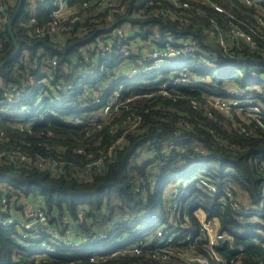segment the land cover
<instances>
[{"label": "trees", "instance_id": "obj_1", "mask_svg": "<svg viewBox=\"0 0 264 264\" xmlns=\"http://www.w3.org/2000/svg\"><path fill=\"white\" fill-rule=\"evenodd\" d=\"M104 1L65 0L77 18L60 22L68 27L60 37L48 32L50 23L59 22L52 14L57 0H22L11 30L9 21L0 27V63L13 54L0 67V198L16 192L17 199L39 200L52 228L67 212L70 241L93 239L80 247L50 239L54 252L41 257L38 243L47 236L26 239L31 247H20L15 227L0 226V264H199L198 257L210 264H261L264 3L112 0L117 6L111 9ZM171 1L188 5L177 8L182 20L155 12ZM83 2L89 4L84 13ZM17 4L7 9L9 18ZM167 47L182 50L171 65L196 81L173 86L163 79L167 69L124 77L116 108L98 113L97 121L88 115L77 126L63 121L77 111L65 106L56 87L73 83L78 68L91 70L99 53L96 86L109 87L100 91L99 104L89 105L87 93L85 111L108 103L119 87H111V79L142 64L148 50ZM33 78L46 80L33 90L36 97L43 91L41 108L21 111L9 95L24 84L30 88ZM228 88L248 89L251 104L242 111L229 106ZM210 99L225 105L215 107ZM51 108L49 121L38 122ZM12 151L13 160L7 155ZM169 185L177 186L172 194ZM199 212L221 240L210 244ZM161 229L166 244L155 247ZM132 245L138 254H110ZM100 253L107 256L89 261Z\"/></svg>", "mask_w": 264, "mask_h": 264}, {"label": "built area", "instance_id": "obj_2", "mask_svg": "<svg viewBox=\"0 0 264 264\" xmlns=\"http://www.w3.org/2000/svg\"><path fill=\"white\" fill-rule=\"evenodd\" d=\"M16 0H0V27L5 26L9 21V14L7 9L10 5H14ZM262 3H264V0H261ZM107 4L111 9L116 8L117 3H115L112 0H106L104 1V4ZM172 6L167 7L165 11L162 10H155L156 13L167 15L171 19H177L182 20V13L177 11V8L182 7H188L186 3H183L180 5L176 1H171ZM213 5V8L217 11H221V8L217 5ZM56 6V9L53 11V16L55 18L59 19L54 20L52 23L49 24V34H55L57 37H60L63 35L64 30H67L68 27H66L65 24L60 25V22L70 21L73 22L76 20L77 16L75 14V8L71 9L68 7H65V0H57V3L54 4ZM82 13L86 12V8L89 7V4L86 2H83L82 5ZM33 11V8L30 9ZM186 47H188L186 44H184ZM111 45H107L105 48L109 49ZM104 50V49H103ZM147 50V49H144ZM190 51V49H187ZM98 52L100 50H97ZM182 52V50L173 49L171 47L164 48L163 50H157V49H150L145 54L142 55V57H145V60H142L140 65H134L131 66L125 75H121L117 78L111 79L110 86L113 85H119L118 90H115L112 92V98H110V101L108 103H105L100 106H95L94 110L92 111H85L87 108L86 104L83 102V98L87 96V93L91 92L92 95L89 100V105L98 103V100L100 98V91L103 88H108L109 85H106L104 87H97L96 85L100 83V78L97 76V73L94 72L95 69H97L99 63L101 62V59L103 56L99 53L98 54V61H92V69L88 70L86 72H81V68L77 69L76 72V78L74 79V82H69L68 84L64 86H57V96H59L63 102H65V106L69 107H75L77 113L65 116L63 118V121L68 122L71 125L77 126L82 123V120L88 115H91L93 117L92 121H97L99 119L98 113H107L110 108H116L118 103V97H120L122 92V85L119 84L120 80L124 77H133L138 76L142 73H145L146 71L156 70L158 72H166L165 75L168 74L165 78L168 81L172 83L173 86L175 85H182L184 83L190 82V81H196L197 76H190L187 75V72L182 69H174L171 65V59H176L177 56ZM172 68V69H168ZM252 78H256V75H252ZM46 83L45 79H39L35 80V78L30 80L31 87L28 88V84H24L20 87H16L12 89V92H15L14 94H10L12 98H14V102L20 104V110L29 112L33 107H36L40 109V103L43 100L42 98H38L42 94V89L38 91V96L36 97V94H34V88L36 85H44ZM164 88H166V83H163L161 86V89L163 93H165ZM227 93L231 94V99L228 101V105L231 107H235L238 110L242 111L245 109L248 105H250V100H252L253 95L249 94L248 89H236V88H228ZM32 98L33 102L29 103L27 105L29 99ZM233 101V102H232ZM210 102H212V105L215 107L223 108L225 103H222L218 99H210ZM250 103V104H248ZM83 110V111H82ZM251 112L254 116L261 119L262 117L259 116L256 112L255 107H251ZM54 114V110L46 109L42 111L39 114L38 122L45 123L48 122V116H52ZM89 116V117H91ZM36 118V117H35ZM29 123V122H28ZM26 123V124H28ZM121 141V138L117 139L115 141L116 144H118ZM16 151H12L7 153V155L13 160L15 156ZM3 154V153H2ZM112 154V148H109L107 151V156H111ZM1 155V154H0ZM23 158V157H22ZM45 168H53V166L49 162L44 163ZM92 165V163H91ZM85 171H83L84 173ZM16 192H13L11 194L10 199L6 196H3L0 198V215L3 214L4 217L0 216V226L7 227V226H13L16 229V232L18 234L17 243L20 247L30 248L29 244H27L26 239H37L39 241L42 240L43 235L47 236L45 240H42L39 245L40 249V256H47L49 253L54 252V245H50L49 241L50 239H56V241L60 242L64 245L69 246H76L80 247L85 243H90L93 241V239H86L85 237H80L79 241H70V238L73 237V233L71 231L72 224L69 223V219L67 218V212H64L62 215V219L60 220L59 226H55L54 228L48 226V218L43 211L42 207L40 206V202L37 199L29 200L20 198L17 199ZM207 225L211 226V222H207ZM214 226V224H212ZM210 226L202 225V228L204 231H208ZM59 227V229H58ZM209 227V228H208ZM215 227V226H214ZM215 234L212 236L210 244H213V239L217 238L218 240H221L222 237L217 233V228L215 227ZM162 229L157 232L156 234V240L154 242L155 247H160L162 244H166L164 242L165 235L161 232ZM105 236H101L99 238H104ZM170 239H172L170 237ZM87 240H89L87 242ZM188 240V237L186 238ZM206 248V246H205ZM128 251V253L132 254H138L139 253V247L137 245H132L130 247L120 248L112 253L111 255H115L118 253H121L123 251ZM109 253V252H108ZM107 253V254H108ZM99 255V256H98ZM107 256L106 254L100 253L96 255H89L88 259L89 261H93L96 258H101ZM213 256L216 255L213 253ZM197 260L199 264H210L207 259H204L202 257H198ZM215 259H219L215 257ZM224 264V263H223ZM261 264H264L262 262Z\"/></svg>", "mask_w": 264, "mask_h": 264}, {"label": "water", "instance_id": "obj_3", "mask_svg": "<svg viewBox=\"0 0 264 264\" xmlns=\"http://www.w3.org/2000/svg\"><path fill=\"white\" fill-rule=\"evenodd\" d=\"M21 2H22V0H18V4H17V6H16V9H15V11L13 12V14H12L10 20H9V23H8V26H7V27H8V30H11V24H12L14 18L16 17V15H17V13H18V10H19V8H20ZM13 45H14V49H15V51H17V49H18V44H17L16 40H14V39H13ZM12 56H13V54L10 55L6 60L2 61V62L0 63V67H1L2 65H4L9 59H11Z\"/></svg>", "mask_w": 264, "mask_h": 264}, {"label": "rangeland", "instance_id": "obj_4", "mask_svg": "<svg viewBox=\"0 0 264 264\" xmlns=\"http://www.w3.org/2000/svg\"><path fill=\"white\" fill-rule=\"evenodd\" d=\"M139 46H143V43L140 42V43H139ZM232 102H233V101H232ZM178 185H179V184H178ZM167 188L170 189V188H172V186L169 185ZM176 189H177V186H175L174 188H172V189L170 190L171 194H172L173 192H175ZM197 212H198V211H197ZM199 213H200V214H199V217H200V219L203 221V224H204L205 226H210V225H207V222L205 223L203 214H202L201 212H199ZM208 228H209V227H208ZM210 228H211V229H209V230L207 231V235H208V237L213 236V235L215 234V230H216L215 227L212 225V223H211ZM58 229H59V227H58Z\"/></svg>", "mask_w": 264, "mask_h": 264}]
</instances>
